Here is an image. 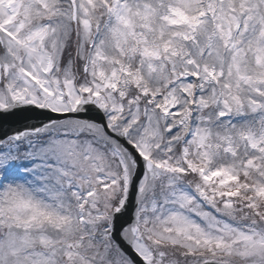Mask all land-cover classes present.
<instances>
[{
	"label": "snow or ice",
	"instance_id": "obj_1",
	"mask_svg": "<svg viewBox=\"0 0 264 264\" xmlns=\"http://www.w3.org/2000/svg\"><path fill=\"white\" fill-rule=\"evenodd\" d=\"M0 264H264V0H0Z\"/></svg>",
	"mask_w": 264,
	"mask_h": 264
},
{
	"label": "water",
	"instance_id": "obj_2",
	"mask_svg": "<svg viewBox=\"0 0 264 264\" xmlns=\"http://www.w3.org/2000/svg\"><path fill=\"white\" fill-rule=\"evenodd\" d=\"M14 126H15V127H20V126H22V123L15 124ZM7 127H8V126L5 125V130H7Z\"/></svg>",
	"mask_w": 264,
	"mask_h": 264
}]
</instances>
